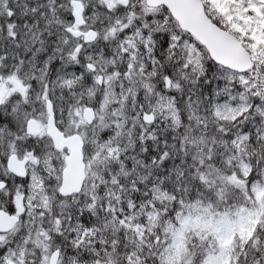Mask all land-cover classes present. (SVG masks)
<instances>
[{
  "label": "snow or ice",
  "instance_id": "6c2138e0",
  "mask_svg": "<svg viewBox=\"0 0 264 264\" xmlns=\"http://www.w3.org/2000/svg\"><path fill=\"white\" fill-rule=\"evenodd\" d=\"M0 264H264V0H0Z\"/></svg>",
  "mask_w": 264,
  "mask_h": 264
}]
</instances>
